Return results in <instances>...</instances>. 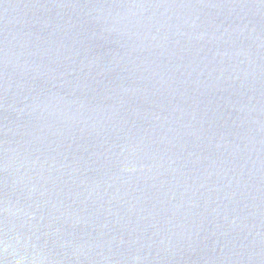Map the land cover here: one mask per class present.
Masks as SVG:
<instances>
[{"label":"water","instance_id":"obj_1","mask_svg":"<svg viewBox=\"0 0 264 264\" xmlns=\"http://www.w3.org/2000/svg\"><path fill=\"white\" fill-rule=\"evenodd\" d=\"M0 264H264V0H0Z\"/></svg>","mask_w":264,"mask_h":264}]
</instances>
